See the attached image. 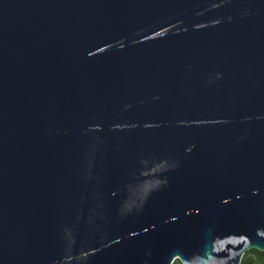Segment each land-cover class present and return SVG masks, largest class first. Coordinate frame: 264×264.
<instances>
[{
	"label": "water",
	"instance_id": "1",
	"mask_svg": "<svg viewBox=\"0 0 264 264\" xmlns=\"http://www.w3.org/2000/svg\"><path fill=\"white\" fill-rule=\"evenodd\" d=\"M264 254V0H0V264Z\"/></svg>",
	"mask_w": 264,
	"mask_h": 264
},
{
	"label": "trees",
	"instance_id": "2",
	"mask_svg": "<svg viewBox=\"0 0 264 264\" xmlns=\"http://www.w3.org/2000/svg\"><path fill=\"white\" fill-rule=\"evenodd\" d=\"M253 258V259H252ZM264 264V254L259 253L257 251H249L247 252L245 257H242L239 264ZM172 264H179L178 261H174Z\"/></svg>",
	"mask_w": 264,
	"mask_h": 264
},
{
	"label": "rangeland",
	"instance_id": "3",
	"mask_svg": "<svg viewBox=\"0 0 264 264\" xmlns=\"http://www.w3.org/2000/svg\"><path fill=\"white\" fill-rule=\"evenodd\" d=\"M246 254H247V252L242 256V257H245L246 256ZM253 259V258H252ZM175 261H177V260H175ZM173 263H174V261H173ZM253 264H258V263H253Z\"/></svg>",
	"mask_w": 264,
	"mask_h": 264
}]
</instances>
